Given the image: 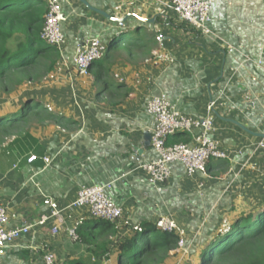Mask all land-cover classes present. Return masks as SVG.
Here are the masks:
<instances>
[{"label": "crops", "instance_id": "1", "mask_svg": "<svg viewBox=\"0 0 264 264\" xmlns=\"http://www.w3.org/2000/svg\"><path fill=\"white\" fill-rule=\"evenodd\" d=\"M82 1L91 9L118 19L128 14L158 19L160 24L155 22L158 31L146 24L142 29L136 20L129 19L127 26L143 31L136 39L145 41L139 43L135 39L130 49L122 45L112 49L94 65V73L90 72L92 81L77 83L78 94L83 96L80 89L85 85L92 98L80 97V104L77 102L70 108V116L66 107H59L60 113L55 115L66 118L64 125L51 123L34 132L28 128L27 140L6 144L8 152L3 157L13 161L9 171L0 166V204L7 209L8 226L36 224L49 213L43 205L46 198L64 208L81 187L105 184L111 185L107 194L136 225L155 223L160 218L173 220L180 201L190 202L193 209L188 223L193 224L194 242L205 234L206 225L215 222L219 211L236 209L226 222L230 223L240 213L264 208V150L257 147L262 140L259 135H264V0H217L210 13L211 36L190 29L172 14L161 15L159 3L167 0ZM82 1L60 3L65 18L61 24L65 46L63 43L62 51L59 47V62L69 61L73 70L79 42L98 39L108 44L115 31L114 23ZM158 34L162 36V46L146 38ZM122 47L128 53H123ZM120 52L123 54L119 60L113 62L114 53ZM114 66L121 73L114 74ZM161 94L181 114L195 119L204 118L207 107L215 104L214 137L229 158L210 161L207 176L196 173L188 177L181 165L173 164L170 179L155 187L140 170L142 164L157 158L150 146H143V136L151 134L155 125L145 106ZM103 96L105 102L96 104L95 100H104ZM226 120L239 123L247 131ZM188 135L191 143L192 136ZM134 148L143 152L138 155ZM32 155L38 159L28 164ZM44 157L50 159L49 165L43 162ZM12 170L18 174L11 175ZM173 194L177 197L175 201ZM86 212L85 209L71 212L72 219L65 217L56 236L50 233L52 222L34 226L29 235L5 250L2 264H41L47 252L54 254L56 260L60 257L61 264L88 261L86 247L71 241L66 233L76 226L72 221H78ZM215 232L207 234L206 240ZM62 233L67 240H61ZM70 241L81 246L82 253L70 252L67 247ZM185 242L186 256L170 251L173 264H182L190 257L189 242L186 239ZM94 260L91 258V263Z\"/></svg>", "mask_w": 264, "mask_h": 264}, {"label": "trees", "instance_id": "2", "mask_svg": "<svg viewBox=\"0 0 264 264\" xmlns=\"http://www.w3.org/2000/svg\"><path fill=\"white\" fill-rule=\"evenodd\" d=\"M46 12L44 0H0L1 92L13 94L20 86L36 83L41 76L50 75L58 65L59 48L47 46L40 39ZM155 22L160 24L158 19ZM146 38L155 41V37ZM136 40L139 43L145 41L144 38ZM117 41L115 38L107 44L108 52L122 45ZM128 43L126 46H130ZM65 119L33 99H27L18 109L6 106L0 111V148L4 144H20L22 139L27 140L29 134L25 126L32 122L64 125ZM189 141L188 134L177 133L168 144H188ZM116 230V222L88 218L78 223L75 226L78 243L86 247L89 260L72 264L107 263L111 244L107 239L115 235ZM130 230V236L115 244L114 260L109 264H161L179 239L174 231L165 233L158 229L156 222L140 223ZM91 258L95 259L93 263ZM200 264H264V208L237 216L210 236L200 254Z\"/></svg>", "mask_w": 264, "mask_h": 264}, {"label": "built area", "instance_id": "3", "mask_svg": "<svg viewBox=\"0 0 264 264\" xmlns=\"http://www.w3.org/2000/svg\"><path fill=\"white\" fill-rule=\"evenodd\" d=\"M62 0H47V12L40 39L50 47L59 48L65 41L61 30V24L65 18L61 11ZM217 0H167L159 3L158 10L161 15L172 14L176 20L190 29L204 35L211 36L213 33L209 28L211 23V9ZM122 26V25H121ZM155 41L162 46V36L157 35ZM108 55L107 44L98 39L82 40L77 44L73 57V67L80 77L90 76V70L94 65ZM259 65L261 62H257ZM214 103L207 107V115L201 119L191 118L181 114L164 94L151 98L145 110L155 121L151 132L150 147L156 153V160L142 164L140 170L145 174L149 184L160 186L165 184L171 177V165L179 164L183 167L186 176L193 177L196 173L207 176V165L212 160H226L228 154L222 150L221 143L214 137ZM197 131V135L193 132ZM177 133H186L192 136L191 143L168 144L169 139ZM257 147L264 150V139ZM32 155L27 159L31 164L37 161ZM45 165L50 164V159L43 158ZM202 187V184H199ZM111 188L110 184L81 187L75 199L66 207L60 208L50 198L43 200V205L49 210L48 215L42 216L34 225L23 224L21 226L9 227V216L7 209L0 204V264L5 250L21 237L27 236L34 226H44L52 222L51 235H57L64 223L65 217L70 218L74 210L85 209L90 218L117 222L122 218V208L116 205L107 194ZM156 226L165 233L178 232L177 226L169 218H160ZM67 236L73 242H78L75 228L66 230ZM173 252L187 255L186 242L181 232ZM41 264H58L54 254L47 252L42 257Z\"/></svg>", "mask_w": 264, "mask_h": 264}, {"label": "rangeland", "instance_id": "4", "mask_svg": "<svg viewBox=\"0 0 264 264\" xmlns=\"http://www.w3.org/2000/svg\"><path fill=\"white\" fill-rule=\"evenodd\" d=\"M138 25H140L141 28L144 27L143 24L138 23ZM135 29L136 27H130V26L124 27L123 29L124 33L120 34L117 37L118 42H120L122 46H126L127 42H129L128 44L131 46V42H133L132 40H135L137 37L141 36L143 33L141 29L139 30H135ZM17 41L18 39L14 40L12 45L14 46V44ZM63 45L65 46V43ZM63 45L60 46L61 51L63 49ZM121 50L123 53H128L129 51L124 47H122ZM122 52L114 53L113 62H116L119 60L120 58L119 56L123 54ZM161 63H163V61ZM142 64L146 65L143 60H142ZM121 71L122 70L117 68V66H114V72H113L114 74L121 73ZM90 72L93 74L94 68H92ZM107 72H110V71H107ZM78 76L79 75L76 73L75 70H73V68L71 67V63L69 61L65 63L59 62L55 70L50 75L41 76L36 83L24 84L20 86L13 94L3 93L0 91V111L6 106H12L13 108L18 109L22 106L24 101H26L27 99H33L43 104L46 108H48V110L51 113H54V114L60 113L59 107L60 108L66 107L65 112L67 115L70 116L71 114L70 108L74 107L77 104V102L79 103L80 97L84 100H90L92 98L91 95H89L88 89L85 87V85H83V87H81L80 89L83 92V96L82 94H78L79 91H77L78 89L77 83L80 81L83 82L87 80H88L87 82L92 81L93 77L89 76L87 78H84V77L82 78ZM89 89L92 90L93 88L89 87ZM104 98L106 97L103 96L101 99H104ZM95 101H96V104H102L105 102V99L104 100L98 99ZM47 124H51V122L49 123L44 122L41 125L39 123L36 124L32 122L29 125H26V126L24 125V126L26 130L29 128L31 131L34 132V131H37L38 127H41L43 125L46 126ZM52 124L54 125L55 123H52ZM15 132L18 133L17 131ZM7 150L8 148H7V145L5 144L1 146L0 148V166H3L4 169H8L10 167L11 162L13 161L10 158L3 157L8 152ZM10 169L11 168H9L8 171ZM4 172L6 171L4 170ZM17 174H18L17 170H12L11 175H17ZM174 195L175 194L172 195L173 196L172 200L175 201L177 200V197H175ZM190 205H191L190 202L183 204L180 201L179 209L174 210V214L171 218L174 220L172 221L174 222V224H176L177 229L184 235V238L189 242V246H190V257L182 261V264H200V253L203 250L204 243L207 238L205 236H207V234L209 235V233L212 231H218L220 228H222V226L226 222L232 219L230 218L231 217L230 215H232L236 211V209L230 208V209H225L223 211H219L218 217L216 216L217 219L215 220V222H211V224L206 225L205 230H204L206 231L204 232L205 234L201 237L199 241L196 240V242H194L195 240L193 239V234L195 231L192 232L193 224L190 226L188 223V217L192 213L191 210L193 209ZM253 210L254 208L250 210V212ZM241 214H244V213H240L239 215ZM88 218L90 219V216L88 212H86L85 216L82 215L81 219H79L78 221L74 219L72 221L73 225L75 226L81 221H84ZM71 219H72V215H70V220ZM220 219H221V223H220ZM135 226L136 224L130 221L129 218L126 217L125 214H123L122 218L116 222V227H117L116 234L113 236H109V238L107 239L108 241L111 242V244H109L110 256L107 262H112L114 260L113 250H114L115 244L117 242H120L127 236H130L132 234V230H130V228L135 227ZM61 240H67L64 234L61 236ZM68 244L69 246L67 247L68 248L70 247V252L76 251L77 253H82L81 246H76V244L72 243L71 241ZM60 260L61 258L58 257L57 258L58 264L60 263L59 262ZM62 262L63 261H61V263ZM174 262L175 261L173 260V258L168 256L161 264H173Z\"/></svg>", "mask_w": 264, "mask_h": 264}, {"label": "water", "instance_id": "5", "mask_svg": "<svg viewBox=\"0 0 264 264\" xmlns=\"http://www.w3.org/2000/svg\"><path fill=\"white\" fill-rule=\"evenodd\" d=\"M82 1V0H80ZM82 3L84 5H86L88 8H90L85 2L82 1ZM91 9V8H90ZM92 11L100 14L101 16H103L104 18H106L107 20H109L110 22L114 23L115 25V31L113 32V34L109 37L108 40H113L114 38H117L120 34L124 33L123 29L124 27L127 26V21L129 19H134L136 20L138 23L140 24H146V25H153L154 26V29L155 31L157 32L158 29H157V24H155V18H152V19H145V18H142V17H139L137 15H133V14H128L126 16H124L123 18H114L112 16H109L108 14L104 13V12H100V11H97L95 9H91ZM122 25V26H121ZM139 29V28H137ZM136 29V30H137ZM110 42V41H109ZM227 122H230L236 126H238L239 128H241L242 130L244 131H247L243 126H241L239 123L237 122H234V121H231V120H226ZM262 139H264V135H259ZM150 141H151V134L150 133H145L144 136H143V146L144 147H149L150 146ZM134 150H136L137 154L140 155L142 152H143V149H136L134 148ZM258 210L260 209L257 208Z\"/></svg>", "mask_w": 264, "mask_h": 264}, {"label": "clouds", "instance_id": "6", "mask_svg": "<svg viewBox=\"0 0 264 264\" xmlns=\"http://www.w3.org/2000/svg\"><path fill=\"white\" fill-rule=\"evenodd\" d=\"M115 39V38H114ZM118 39V38H117ZM111 42H113V40L111 41ZM111 42H109V43H111ZM118 42V41H117ZM108 54H109V52H108Z\"/></svg>", "mask_w": 264, "mask_h": 264}]
</instances>
